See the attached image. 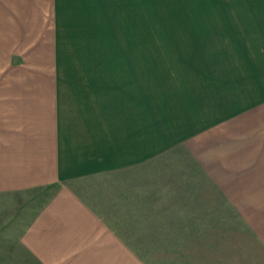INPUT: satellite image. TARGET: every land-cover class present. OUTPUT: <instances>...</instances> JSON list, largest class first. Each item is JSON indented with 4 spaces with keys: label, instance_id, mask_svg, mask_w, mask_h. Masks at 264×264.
<instances>
[{
    "label": "crops",
    "instance_id": "crops-1",
    "mask_svg": "<svg viewBox=\"0 0 264 264\" xmlns=\"http://www.w3.org/2000/svg\"><path fill=\"white\" fill-rule=\"evenodd\" d=\"M147 12L205 13L220 84L151 71L147 22L121 19ZM0 13L15 29L0 34L15 50L0 64V204L44 202L17 235L25 252L264 264L246 202L264 193V0H0Z\"/></svg>",
    "mask_w": 264,
    "mask_h": 264
},
{
    "label": "rangeland",
    "instance_id": "rangeland-1",
    "mask_svg": "<svg viewBox=\"0 0 264 264\" xmlns=\"http://www.w3.org/2000/svg\"><path fill=\"white\" fill-rule=\"evenodd\" d=\"M121 15L123 21L133 24L126 23V26H138L140 25L139 22H147L149 27L147 29L150 51L149 68L151 71L156 69H180V72L183 73V70H194L197 74V83L200 85L207 84L204 90H206L208 82L211 80H213L212 84H220V77L214 78L206 76L208 68L214 67L218 62L212 60V56H214L215 52L213 50L214 46L207 45L205 41V13L147 12ZM218 15L219 14H209L211 17L210 20L216 21L219 19ZM17 17L19 18V16ZM190 20L195 21L194 26H197V28L194 29L196 37L190 34ZM118 21H120V17ZM14 30L13 15L0 13L1 36L3 33L4 38V35L6 37L8 32H14ZM137 31H140V29ZM133 34L135 35V32ZM1 42L0 64L5 66L4 64L8 62L10 53L12 55L15 50L10 52L11 49L14 48L10 43V39L4 40V44L3 40H1ZM208 51L209 54H207ZM207 55H209V58ZM157 57L159 59H154ZM18 61L20 60L18 59ZM40 193L41 192L38 191L34 196L24 194L17 204H12V200L9 202L7 198H5V204H0V259L3 258L0 260V264H40L36 259L32 258L30 254L24 251L22 244L18 245L19 238L17 236L22 234L23 231L29 227L36 211H38L41 207L40 205L44 203L39 197ZM246 196V202L252 203L249 207L255 209L254 211L256 212L255 214L252 213L254 215V221L260 223V225L262 224L264 227V193L256 198L251 197V195ZM130 264L135 263L130 262Z\"/></svg>",
    "mask_w": 264,
    "mask_h": 264
}]
</instances>
